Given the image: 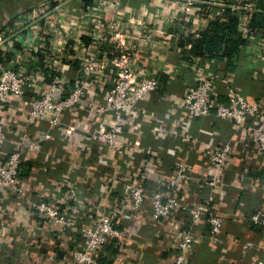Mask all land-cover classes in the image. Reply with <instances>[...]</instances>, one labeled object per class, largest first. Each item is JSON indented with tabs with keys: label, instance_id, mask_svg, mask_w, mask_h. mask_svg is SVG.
<instances>
[{
	"label": "built area",
	"instance_id": "2783aa9c",
	"mask_svg": "<svg viewBox=\"0 0 264 264\" xmlns=\"http://www.w3.org/2000/svg\"><path fill=\"white\" fill-rule=\"evenodd\" d=\"M78 2L36 0L11 19L0 20V213H4L0 226L7 238L11 223L7 206L22 202L25 220L30 212L41 219V238L49 246L54 237H81L82 243L73 244L60 264H102L109 248L125 247L131 232L139 246L134 264H147L146 251L153 244L169 251L168 264H190L194 244L206 236L222 253L229 245L242 255L253 250L251 264H263L264 97L253 100L226 85L224 77L199 69L195 64L199 58L188 52L189 41L199 39L200 30L232 16L253 54L251 65L262 64L251 34L255 1L144 0L145 14L159 6L155 12H165L183 30L184 57L196 69L194 83L184 87L178 108L161 101L162 78L145 56L155 46L145 38L154 37L165 22L157 28L134 20L136 13L134 21L126 22L121 18L122 0H94L82 13L76 9L84 3ZM105 5L113 13L109 20L101 14ZM194 22L205 25L193 32L189 26ZM162 34L164 40H173V33ZM18 107L24 116L21 123L14 113ZM171 112L185 127L167 128ZM70 116L75 120L67 122ZM131 117L136 119L131 122ZM214 118L233 124L223 140L214 136L210 120ZM193 122L200 125L198 134L186 129V123ZM161 129L165 136L159 134ZM75 135L81 137L82 162L62 171L50 189L37 192L38 202L32 201L24 190V165L45 147L54 155L51 143L56 139L63 143L70 165L68 148ZM244 137L251 143L259 162L255 172L260 175V183L254 180L250 185L246 171L234 179L238 186L261 193L258 208L249 214L242 209L228 212L225 200L224 177ZM166 139L173 151L168 164L157 157V148ZM5 143L8 151L1 149ZM198 167L208 173L196 172ZM79 171L82 187L71 180ZM208 189L215 195L211 200L203 198ZM228 219L247 224L254 236L243 235L248 228L231 233ZM139 220L149 225L150 237L136 232ZM173 222L180 227L177 237L164 230ZM225 264L236 263L226 259Z\"/></svg>",
	"mask_w": 264,
	"mask_h": 264
},
{
	"label": "crops",
	"instance_id": "0c3cea01",
	"mask_svg": "<svg viewBox=\"0 0 264 264\" xmlns=\"http://www.w3.org/2000/svg\"><path fill=\"white\" fill-rule=\"evenodd\" d=\"M36 0H0V20H9L14 17L17 10L22 11L26 5H30L31 2ZM94 0H79V4H83L82 9L77 8V12H83L85 9L92 5ZM99 1V0H97ZM256 4L255 15L258 20L256 21L258 28L254 34V46L257 61L262 64L251 65L250 58L253 55L246 46L239 47L237 44V36L235 34L227 36L226 39L230 40L232 45V51H234L228 62L225 60L213 61L208 58H199L198 67L208 71L211 74H217L220 77H224L226 85L236 87L245 93L250 99H259L264 97V0H254ZM2 3V4H1ZM91 3V4H90ZM121 18L126 22L137 20L138 22L146 21L151 22L155 27L160 28L165 22V27L161 31L157 30L154 37L145 38L149 42L155 44L150 52L145 54L147 57L146 62L152 63L155 70L159 73L162 78V91L160 92L161 101L164 104H173L174 107L178 108L182 106L181 93L186 85L194 83L195 68L192 65L191 60L184 57L185 44L182 40L184 36L183 30L176 28L174 20H168L165 12L157 14L155 9H159V6H155L154 11H150L145 14L144 0H122ZM157 4H161L158 1ZM87 7H86V6ZM152 5H156L153 3ZM21 9V10H20ZM166 10V6H164ZM102 10V9H101ZM119 12V11H118ZM103 13L106 20L113 18L112 11L108 7L103 9ZM136 13L135 19L132 20V14ZM194 19V18H193ZM195 20V19H194ZM204 23L194 22L193 25L189 26L193 32H197ZM134 27V26H133ZM132 30V29H131ZM135 30H138L135 28ZM144 30V27L142 28ZM161 32V33H160ZM164 32H171L174 34L173 40L166 41L167 37L164 36ZM190 33H192L190 31ZM132 37V36H131ZM176 37V38H175ZM178 37V39H177ZM189 37V36H188ZM180 39L179 44L177 41ZM137 42L134 39L129 40ZM189 41V48L191 49V42ZM141 43H145L144 40ZM190 53V50H188ZM196 61V60H195ZM263 66V67H262ZM69 73V72H68ZM71 73V72H70ZM151 102H142L141 107L144 108ZM151 108L158 112L159 109L151 104ZM14 113L17 116L18 121L23 122L24 116L21 114L22 109L20 107L14 108ZM143 118L142 116L138 117ZM147 121H154L152 117L145 116ZM136 118L131 117V122ZM73 117H67V122L74 121ZM169 122L165 124L168 129L172 130L180 128L182 125L185 127V123L182 121H176L173 118V112L168 117ZM212 128H214V136L221 140L228 137L233 129V124L228 121L218 120L216 118L210 119ZM161 126V125H160ZM199 123L193 122L190 125L186 123V129L191 134H198ZM207 132V131H205ZM160 135L165 136L162 129L159 132ZM81 144V137L75 135L73 141L68 148L70 153L71 164L67 165V158L64 156L63 143L58 139L51 143L55 147V154H48L47 148H43L42 152L35 153L37 157L34 161L28 162L24 165L21 176L23 179V185L26 195L32 196V201L38 202L37 192L43 191V189H50L52 180L59 179L60 174L66 168H73L74 166L82 162L81 151L78 152V148ZM8 143H5L1 149L8 151ZM172 143L168 139L161 142V146L157 148V157H160L164 163H170L173 157V151L171 149ZM251 143L247 137L241 140V144L238 145V153L233 161V165L230 171L225 174V185L228 193L226 195V203L228 204V212L231 209H242L246 214H249L258 208L261 193L258 189H244L235 183L234 180L237 175L243 172L248 173L249 185L251 182L256 180L260 183V175L255 172L256 166L259 162L253 156L251 150ZM66 152V151H65ZM62 156V158H60ZM57 159L58 163H53ZM34 162V163H33ZM36 168L33 171V168ZM198 173H208L207 170L200 167L196 168ZM81 171L78 172L77 177H71L72 183L77 187H82L80 184ZM70 183L71 185H73ZM235 184V185H233ZM215 195L212 189H208L204 192L203 198L211 200ZM8 216L11 218V223L8 226L7 238L5 229L0 226V264H60L63 260L68 259L67 251H69L72 245H78L82 243L80 236H67L63 238L54 237L49 243L41 238L42 235V221L39 217L35 216L34 213H28L26 215L23 210L24 203L14 202L8 206ZM4 219V213H0V223ZM139 227L136 229L137 233L147 235L150 237L152 231L149 229V225H145L144 221L139 220ZM1 225V224H0ZM122 227V226H121ZM227 227L233 234L239 233L241 230H247V224H239L233 219L227 220ZM207 233L208 228L200 227ZM164 230L169 233L170 237H177L180 232V227L177 222L169 224ZM249 233H243L245 237H250L255 231L249 229ZM256 230V229H255ZM135 232V231H134ZM206 236V235H205ZM243 236V239L245 238ZM225 242V240H224ZM168 244L167 240L164 241V245ZM225 248V247H224ZM137 249H139L136 236L131 232L128 240L126 241L125 247L114 248L111 247L108 250L107 256L103 259L102 264H134L137 257ZM173 250V249H172ZM175 250V249H174ZM169 251L159 246H150L146 251V262L147 264H168L167 257ZM264 258V257H263ZM190 264H225L226 259L233 261L236 264H251L255 259V251L250 250L245 254H240L237 250L235 251L230 245L222 252L219 249H215L212 246L210 237L206 236L198 240L194 244V249L189 255ZM264 264V263H263Z\"/></svg>",
	"mask_w": 264,
	"mask_h": 264
},
{
	"label": "trees",
	"instance_id": "16d2710c",
	"mask_svg": "<svg viewBox=\"0 0 264 264\" xmlns=\"http://www.w3.org/2000/svg\"><path fill=\"white\" fill-rule=\"evenodd\" d=\"M257 20L258 18L253 15L251 22L252 36H254L258 28V25H256ZM237 23L236 17L232 16L229 17L228 22L211 21L207 27L199 31V39L191 42L190 54L198 58H208L213 61L225 60L228 62L234 51L231 49L230 40L226 39L227 36L236 33L239 47L247 44V40L243 38L242 33L237 28Z\"/></svg>",
	"mask_w": 264,
	"mask_h": 264
}]
</instances>
